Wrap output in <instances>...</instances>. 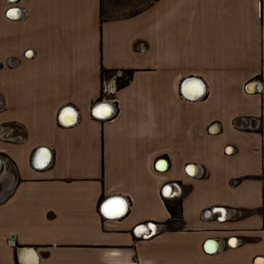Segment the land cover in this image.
<instances>
[{
	"label": "crops",
	"instance_id": "0c3cea01",
	"mask_svg": "<svg viewBox=\"0 0 264 264\" xmlns=\"http://www.w3.org/2000/svg\"><path fill=\"white\" fill-rule=\"evenodd\" d=\"M0 62V264L264 256V0H0Z\"/></svg>",
	"mask_w": 264,
	"mask_h": 264
},
{
	"label": "water",
	"instance_id": "95a60500",
	"mask_svg": "<svg viewBox=\"0 0 264 264\" xmlns=\"http://www.w3.org/2000/svg\"><path fill=\"white\" fill-rule=\"evenodd\" d=\"M18 10V9H17ZM252 83H255L256 84V87H257V89H255V90H261L262 88H263V85H262V82L261 81H259V80H250V81H248V83L246 84V88H247V86L248 85H250V84H252ZM200 86V89L202 88L201 87V85H199ZM260 86L262 87L261 89H260ZM183 89H185L184 88V86H183ZM188 93L190 94V92L188 91ZM191 95V94H190ZM102 104H109L111 107L114 105V104H111V102L110 101H104V100H100V101H98L94 106H93V108H92V110L94 111V113H95V111H97V109L99 108V106H101ZM109 113H111V111L109 112ZM96 114V113H95ZM100 116V115H99ZM190 167H195L193 164H187V166H186V170H187V173H189V174H191L190 172H189V168ZM195 169H197V167L195 168ZM192 175V174H191ZM165 187H172L173 188V193L176 191V189H174V186H173V184L171 183V182H168V183H166L165 185H164V188ZM165 195V194H164ZM173 195H177V193H174ZM114 198H120V200H122V201H124V198L123 197H121V196H114ZM219 210L222 212V214H224V211H225V209H224V207H219ZM11 237H13V236H11ZM11 243L13 242L12 240L10 241ZM219 248H220V243H219V241L216 239V238H214V237H211V238H208V239H206V242L204 243V245H203V249L207 252V253H215L216 251H218L219 250ZM259 259H264V256H258V257H256L255 259H254V261H253V264H256V261L257 260H259Z\"/></svg>",
	"mask_w": 264,
	"mask_h": 264
},
{
	"label": "bare ground",
	"instance_id": "6f19581e",
	"mask_svg": "<svg viewBox=\"0 0 264 264\" xmlns=\"http://www.w3.org/2000/svg\"><path fill=\"white\" fill-rule=\"evenodd\" d=\"M10 13H12L11 16H14V17L21 15V11H20V10H14V11H12V12H10ZM261 88H262V87L260 86V89H261ZM255 89H257L255 83H252V84H250V85L247 86V90H248V91H253V90H255ZM190 94H191V95H190ZM190 94H188V95L191 96L192 98H198V97H200V95L203 94V88L199 89V90L196 91V92L190 93ZM111 113H112V112H111ZM111 113L107 112V113L102 114V115H100V116L105 117V116H108V115L111 114ZM163 166H164V165H163ZM189 172L191 173V169H190V168H189ZM195 172H196V171L192 172L191 174H194ZM165 190H167V192H168L167 195L171 194V192H172V188H171V187H166ZM165 190H164V192H165ZM179 192H180V188H177L176 191H175V193L178 194ZM124 201H125V199H124ZM124 211H125V209H124V207H123V209H122V211L120 212V214H122ZM224 214H225V213H224ZM225 215H226V214H225ZM147 231H148V227H147L146 232H147ZM120 255H121V254H120ZM263 260H264V259H259V260H257V261H256V264H264V261H263ZM131 264H135V263L132 262Z\"/></svg>",
	"mask_w": 264,
	"mask_h": 264
},
{
	"label": "trees",
	"instance_id": "16d2710c",
	"mask_svg": "<svg viewBox=\"0 0 264 264\" xmlns=\"http://www.w3.org/2000/svg\"><path fill=\"white\" fill-rule=\"evenodd\" d=\"M131 77V71H127L125 74H122L121 76H117L116 79V86L117 88H121L125 86ZM168 210L173 218L181 219L182 216V210H181V201L176 200L172 204H167Z\"/></svg>",
	"mask_w": 264,
	"mask_h": 264
},
{
	"label": "snow or ice",
	"instance_id": "6c2138e0",
	"mask_svg": "<svg viewBox=\"0 0 264 264\" xmlns=\"http://www.w3.org/2000/svg\"><path fill=\"white\" fill-rule=\"evenodd\" d=\"M11 14L12 13H10V15ZM29 55H30V53H29ZM167 194H168V192H167V190H165V195H167ZM114 204H118L119 207L118 208H111L110 209V206L111 205H114ZM123 207H124V202L122 200H120V201H108L105 204V206H104L105 215H119L120 212L122 211Z\"/></svg>",
	"mask_w": 264,
	"mask_h": 264
},
{
	"label": "rangeland",
	"instance_id": "374dc122",
	"mask_svg": "<svg viewBox=\"0 0 264 264\" xmlns=\"http://www.w3.org/2000/svg\"><path fill=\"white\" fill-rule=\"evenodd\" d=\"M113 77L114 78H116L117 77V75H116V73L115 74H113ZM110 198V197H109ZM108 198V199H109ZM206 242V240L204 241V243ZM204 243H203V245H204ZM221 251V250H220ZM228 257H226V256H223V257H220V258H228V259H234V257H232V256H230V255H227ZM231 263H234V262H227L226 264H231ZM237 264H243V262H236Z\"/></svg>",
	"mask_w": 264,
	"mask_h": 264
},
{
	"label": "flooded vegetation",
	"instance_id": "af4514ba",
	"mask_svg": "<svg viewBox=\"0 0 264 264\" xmlns=\"http://www.w3.org/2000/svg\"><path fill=\"white\" fill-rule=\"evenodd\" d=\"M17 61H12V63H16ZM5 63L4 62H0V67L3 66ZM173 184V183H172ZM178 184V182H174L173 186L176 187V185Z\"/></svg>",
	"mask_w": 264,
	"mask_h": 264
},
{
	"label": "built area",
	"instance_id": "2783aa9c",
	"mask_svg": "<svg viewBox=\"0 0 264 264\" xmlns=\"http://www.w3.org/2000/svg\"><path fill=\"white\" fill-rule=\"evenodd\" d=\"M116 75H117V76H121V75H122L121 71H119L118 73H116ZM103 90H104V91L107 90L106 86L103 87Z\"/></svg>",
	"mask_w": 264,
	"mask_h": 264
}]
</instances>
